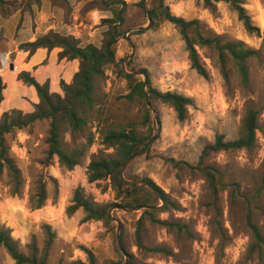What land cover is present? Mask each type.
I'll use <instances>...</instances> for the list:
<instances>
[{
	"label": "rangeland",
	"instance_id": "rangeland-1",
	"mask_svg": "<svg viewBox=\"0 0 264 264\" xmlns=\"http://www.w3.org/2000/svg\"><path fill=\"white\" fill-rule=\"evenodd\" d=\"M108 1L0 0V68L9 67L14 59V55L5 54L10 45L24 51L21 45L45 32L73 36L81 46L97 47L108 39L110 25L117 26L120 34L116 64L97 83L96 103L87 124L79 131L62 132L65 150L85 151L74 170L62 169L57 156L48 159L49 121L36 122L6 137L25 190L22 196L12 197L6 178L0 182V226L12 230L22 253L31 256L37 249L38 258L47 245L46 227L51 228L55 239L48 264H92L89 253L94 264H264V250L262 254L250 252L253 238L247 224L250 212L264 236V0H245L260 36L248 33L237 13L224 3L208 8L203 0H166L175 16L198 20L206 38L243 42L247 49L257 51V56L247 61L249 87L243 86L233 67L226 81L216 53L209 48L197 47L209 79L200 76L191 67L179 30L167 22L152 27L140 6L142 0ZM145 4L148 6L149 0ZM145 71L155 89L192 99L185 122H180L167 105L149 99L150 108L147 97L127 98L131 87L122 72H142L135 76L145 81ZM250 109L260 117L256 146L211 151L202 158L216 137L227 142L239 137ZM2 116L0 113V121ZM103 121L107 130L110 126L133 127L146 143L157 136L151 147L125 168L123 178L127 182L152 180L166 194V200L158 202L155 219L180 224L184 231L146 217L139 245L138 222L143 209L122 207L110 181L89 182L92 157L100 152L115 155L102 144ZM90 137L94 141L87 146ZM171 160L179 165L175 167ZM41 180L47 183L49 199L42 209L33 210L29 193L33 183ZM78 189L99 205L117 204L110 211L114 222L108 226L102 221L85 222L82 209L69 216L67 209ZM155 248L164 252L151 251ZM0 264H14L2 246Z\"/></svg>",
	"mask_w": 264,
	"mask_h": 264
},
{
	"label": "trees",
	"instance_id": "trees-1",
	"mask_svg": "<svg viewBox=\"0 0 264 264\" xmlns=\"http://www.w3.org/2000/svg\"><path fill=\"white\" fill-rule=\"evenodd\" d=\"M104 1L105 3L109 2L108 0ZM145 1L142 0L140 6L146 10L147 18L149 15L152 27L157 28L167 22L179 30L189 53L191 67L200 76L209 79V72L206 65L201 61L197 47L209 48L216 53L221 74L226 81L229 80L231 70L234 68L233 70L240 78L243 86H250L251 76L247 61L252 57H256L257 51L247 49L243 42L224 43L219 37L206 38L202 34L201 24L198 20L187 21L184 18L175 16L166 4V0H149L148 6H145ZM203 2L208 8H213L219 3L228 5L237 13L239 20L248 33L261 35L260 28L253 23L245 8V0H203ZM119 18L120 22H123V19ZM108 21L109 24H117V22ZM119 36L117 26L110 25L108 39L102 43L101 47L93 44L81 46L79 40L73 36H61L54 32L39 37L35 42L21 45V50L29 52L30 55H33L39 49L52 51L59 48L62 50L59 54L60 59L78 60L80 70L70 85L62 83L63 97L59 94H51L47 84H39L28 73L23 72L20 74L19 78L21 80L36 88L40 103L33 113L25 114L22 111L13 110L4 113L0 121V182L6 178L7 187L12 197L22 196L25 190L22 172L11 154V147L6 138L9 135L16 134L19 130L31 127L36 122L49 121L48 159L57 156L61 168L67 171L74 170L80 164V159L85 155V151L68 152L63 147L61 135L64 129L75 132L87 124V117L96 103L97 83L105 78L106 70L116 64V46ZM144 74L146 81H138L135 75L122 72L123 77L131 87V93L127 98L135 99V96L145 98L148 94L153 102H159L174 109L177 119L180 122H185L188 118V108L193 104L192 99L177 93L162 92L155 89L152 87L148 72L145 71ZM4 88L5 86L0 78V106L3 101ZM149 117L148 113L147 118ZM104 124L105 121H103V126L100 128L102 144L107 149H113L115 155L110 156L100 152L92 157L88 166L89 182L110 181L111 187L117 195V200L122 202V207L126 209H143V216L138 222L139 245H141L139 231L146 217L154 223L184 231L185 228L180 224L155 219L154 215L159 212L158 202L160 199L166 200V194L152 180H147L146 184L155 189L157 193L153 192L147 185L131 184L123 178L122 172L125 165L145 148L148 144L146 140L141 138L131 126L128 128L121 127L120 129L110 126V129L107 130ZM260 129L259 113L250 109L242 121L239 137L235 141L229 142L225 141L222 136L216 137L215 142L204 149L202 158L211 151L253 149L257 144V132ZM93 141L94 137H90L87 146H91ZM171 162L175 167L179 165L175 160H171ZM204 171L212 178L207 169ZM48 199L47 183L43 180L34 182L29 193V202L32 209H42ZM115 206L117 204L99 205L83 190L78 189L75 191L72 205L67 209V214L72 216L82 209L85 214V222L102 221L108 226L114 222L110 211ZM247 224L252 231L253 238L250 252L252 254H262L264 236L259 227L254 224L250 212L247 217ZM46 229L49 237L41 258H38L37 249L32 250L31 256L22 253L19 244L12 237V230L6 226H0V246L8 252L14 264H48V253L55 239V234L51 228L46 227ZM151 251L164 252L159 248ZM89 257L92 264H94V257L91 253H89Z\"/></svg>",
	"mask_w": 264,
	"mask_h": 264
},
{
	"label": "crops",
	"instance_id": "crops-1",
	"mask_svg": "<svg viewBox=\"0 0 264 264\" xmlns=\"http://www.w3.org/2000/svg\"><path fill=\"white\" fill-rule=\"evenodd\" d=\"M36 38L37 35L27 42L34 41ZM61 51L59 48L52 51L39 49L30 55L29 52L19 51L10 45L8 53L5 54L14 55V59L10 60L9 67L2 64L3 66L0 68V78L5 86L0 106L1 114L13 110L22 111L25 114L33 113L40 103L36 88L19 78L23 72L28 73L41 85L47 84L51 94L64 95L62 83L70 85L73 82L75 75L80 70V62L78 60H61L59 57ZM11 64L14 69L10 68Z\"/></svg>",
	"mask_w": 264,
	"mask_h": 264
},
{
	"label": "water",
	"instance_id": "water-1",
	"mask_svg": "<svg viewBox=\"0 0 264 264\" xmlns=\"http://www.w3.org/2000/svg\"><path fill=\"white\" fill-rule=\"evenodd\" d=\"M145 6H146V4H145ZM148 20H149L150 25H151L152 21H151L149 15H148ZM10 68H11V69H14L13 64H11ZM133 75H143V73H142V72H136V73H134ZM144 75H145V74H144ZM145 78H146V77H145ZM145 81H146V80H145ZM146 97H147V101H148V106L151 108V104H150V101H149L150 97H149L148 94L146 95ZM157 124L159 125V121H158V120H157ZM156 139H157V136L154 137L150 142H148V144L145 146V148H144L141 152H139L138 154H136V155H135L130 161H128V163L125 165V167H124V169H123V172H122L123 174H124V170H125V168L131 163V161H132L133 159L139 157L140 155H142V154H143V153H144L149 147H151V145L155 142ZM130 183H131V184L147 185L146 182H144V181H141V182H130ZM147 186H148V188H150L153 192L157 193V192L155 191V189H153L150 185H147ZM137 209H140V208H137ZM118 240H119V246H120V249H121L122 253L125 255L126 258H128L127 253H126V252L122 249V247H121V243H120V238H119V237H118ZM125 264H128V261H127Z\"/></svg>",
	"mask_w": 264,
	"mask_h": 264
},
{
	"label": "built area",
	"instance_id": "built-area-1",
	"mask_svg": "<svg viewBox=\"0 0 264 264\" xmlns=\"http://www.w3.org/2000/svg\"><path fill=\"white\" fill-rule=\"evenodd\" d=\"M9 65V64H8Z\"/></svg>",
	"mask_w": 264,
	"mask_h": 264
}]
</instances>
